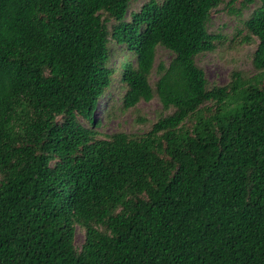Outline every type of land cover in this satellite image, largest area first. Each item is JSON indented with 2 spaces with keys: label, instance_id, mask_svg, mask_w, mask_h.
Here are the masks:
<instances>
[{
  "label": "trees",
  "instance_id": "16d2710c",
  "mask_svg": "<svg viewBox=\"0 0 264 264\" xmlns=\"http://www.w3.org/2000/svg\"><path fill=\"white\" fill-rule=\"evenodd\" d=\"M224 1L0 0V264H264V0L227 1L257 74L218 86ZM114 85L148 131L98 132Z\"/></svg>",
  "mask_w": 264,
  "mask_h": 264
},
{
  "label": "rangeland",
  "instance_id": "374dc122",
  "mask_svg": "<svg viewBox=\"0 0 264 264\" xmlns=\"http://www.w3.org/2000/svg\"><path fill=\"white\" fill-rule=\"evenodd\" d=\"M147 0H131L130 10H138ZM225 0L216 10L212 11L208 30L222 35L216 50L212 53H204L196 57V63L200 66L210 84L222 86L228 83L229 74L233 70L241 71L246 77H253L257 74L252 64L254 44L242 42L246 34L243 29V22L247 20L252 11L259 5L254 3L248 7L241 8L239 2L231 8ZM172 54L164 48L156 51L155 65L160 61L169 62ZM120 58L111 57V65H116ZM158 78L155 71L152 74V81ZM107 101V102H106ZM138 111L123 109L122 92L118 91L116 85L108 92L105 99H101L97 105L95 117L98 123L97 130L105 137L116 132L143 134L148 131L155 121L161 105L156 98L148 102H140ZM109 111V116L106 112ZM141 116L145 122H139L137 117ZM84 240V231L77 229L75 244L80 247Z\"/></svg>",
  "mask_w": 264,
  "mask_h": 264
}]
</instances>
